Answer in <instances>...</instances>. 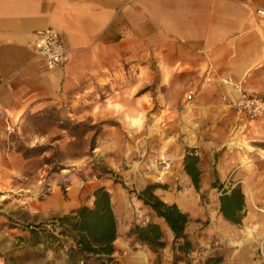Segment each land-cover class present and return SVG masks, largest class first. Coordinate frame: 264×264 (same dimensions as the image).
<instances>
[{
	"label": "rangeland",
	"instance_id": "obj_1",
	"mask_svg": "<svg viewBox=\"0 0 264 264\" xmlns=\"http://www.w3.org/2000/svg\"><path fill=\"white\" fill-rule=\"evenodd\" d=\"M157 82L155 62L139 72L106 71L83 89L17 119L0 153V264H72L67 250L73 240L60 234L57 219L91 204L94 189L102 185L111 194L118 237L110 256L86 264H203L212 254L223 256L221 264H264V119L240 127L230 113V127L223 128L226 116L216 121L212 112H172ZM183 97L188 102L186 91ZM210 147L214 174L208 180L201 174L196 188L184 157L190 149L199 157L210 154ZM225 155L230 168L218 171ZM149 183L159 184L155 193L189 214V254L172 248L168 230V243L159 249L130 235L133 225L159 220L137 196ZM236 184L246 203L235 224L219 212V196Z\"/></svg>",
	"mask_w": 264,
	"mask_h": 264
},
{
	"label": "crops",
	"instance_id": "obj_2",
	"mask_svg": "<svg viewBox=\"0 0 264 264\" xmlns=\"http://www.w3.org/2000/svg\"><path fill=\"white\" fill-rule=\"evenodd\" d=\"M257 7L264 0H0V153L8 127L14 131L23 113L50 106L106 71L139 72L151 62L170 111L212 112L216 121L226 116L223 128L230 127V113L240 127L258 125L232 105L237 88L220 80L227 76L264 95V23ZM45 27L59 31L69 54L53 70L34 48L36 31ZM191 89L195 94L183 103V91ZM210 148L199 160L206 180L214 174ZM228 162L225 155L216 169L228 171Z\"/></svg>",
	"mask_w": 264,
	"mask_h": 264
},
{
	"label": "trees",
	"instance_id": "obj_3",
	"mask_svg": "<svg viewBox=\"0 0 264 264\" xmlns=\"http://www.w3.org/2000/svg\"><path fill=\"white\" fill-rule=\"evenodd\" d=\"M200 157L194 149H190L183 160V167L196 188L200 186L202 171L199 167ZM159 184H147L138 193L159 219L149 220L143 224L130 227L129 233L136 240L153 249L165 247L168 243L166 230L172 235V248L183 255L193 250V243L186 232L190 220L189 214L183 211L175 201H165L155 193ZM91 204H83L70 213L58 217L60 234L69 235L73 244L67 254L72 264L78 260L87 263L90 259L101 260L110 256L115 250L118 237V226L115 211L111 202V194L105 186L93 191ZM245 195L239 184L223 188L219 196V212L231 223H240L245 215ZM33 236L39 241V231L33 229ZM50 239L54 235H48ZM223 256L212 254L206 257L203 264H221Z\"/></svg>",
	"mask_w": 264,
	"mask_h": 264
},
{
	"label": "built area",
	"instance_id": "obj_4",
	"mask_svg": "<svg viewBox=\"0 0 264 264\" xmlns=\"http://www.w3.org/2000/svg\"><path fill=\"white\" fill-rule=\"evenodd\" d=\"M256 13L264 23V7H257ZM34 44L37 57L41 58L47 70H53L64 65L68 60V49L65 47L62 37L58 30L53 27H45L36 31ZM221 82L232 84L237 88V96L231 99L232 105L242 111L251 119L264 117V95H257L239 87L227 76L220 78ZM206 82H211V77H206ZM195 94L194 90H189L187 98L191 99ZM12 126L8 130L12 131Z\"/></svg>",
	"mask_w": 264,
	"mask_h": 264
},
{
	"label": "bare ground",
	"instance_id": "obj_5",
	"mask_svg": "<svg viewBox=\"0 0 264 264\" xmlns=\"http://www.w3.org/2000/svg\"><path fill=\"white\" fill-rule=\"evenodd\" d=\"M260 210H261L262 212H264V208L261 207Z\"/></svg>",
	"mask_w": 264,
	"mask_h": 264
}]
</instances>
